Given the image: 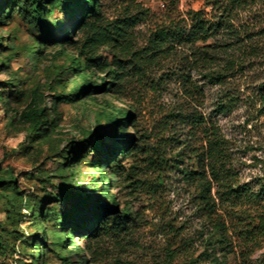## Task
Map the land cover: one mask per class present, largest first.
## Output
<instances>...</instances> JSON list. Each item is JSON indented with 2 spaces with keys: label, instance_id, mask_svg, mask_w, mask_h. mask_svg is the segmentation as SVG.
<instances>
[{
  "label": "rangeland",
  "instance_id": "374dc122",
  "mask_svg": "<svg viewBox=\"0 0 264 264\" xmlns=\"http://www.w3.org/2000/svg\"><path fill=\"white\" fill-rule=\"evenodd\" d=\"M220 1L100 0L107 21L135 14L140 17L130 28V46L135 51L146 46L154 28L190 23L192 11L228 24L192 46L174 43L153 62L145 58L134 62L123 56L119 86L81 100H58L55 126L36 132L21 111L35 94L38 104L53 116L52 95L67 92L77 81L68 68L67 53L73 49L66 46L61 51L58 45L48 44L40 53L42 32L21 20L16 7L11 17L0 19V176L11 174L14 182L0 186V264H68L64 260L67 254L72 264H213L222 254L225 264H264V0H242L225 12L220 7L225 0ZM66 2L56 0L50 10L48 23L61 24L51 35L72 25L75 11L65 13ZM72 36L81 40L84 31L76 28ZM197 47L218 63L227 55L232 59L233 72L226 87L235 101L227 112L216 109L221 86L202 76L204 67L193 53ZM96 52L106 66L114 65L119 57L108 46ZM101 100L128 108L132 116L125 134L134 148L129 155L117 157L118 176L113 177L107 163L108 180H103L108 193L118 196L117 209L127 205L131 215L123 228L104 229L86 239L83 229L93 218H76L71 224L76 230L67 237L78 247L71 254L73 244L65 249L53 243L58 227L60 234L65 233L63 227L54 225L57 221L44 220L43 230L30 213L40 211L42 219L49 209H73L58 188L70 172L75 182L69 188H80L99 202L106 200L90 180L96 173L89 160L100 152L85 148L84 157L73 159L81 150L77 142L81 129L102 126L94 114V102ZM202 120L222 138L223 163L232 185L248 186L260 195L256 201H220L215 194L218 186L205 168L218 204L216 214L229 228L233 251L228 253L219 243L213 250L206 244L211 226L198 209L199 179L192 178L198 174L191 175L192 179L186 175L201 170L196 159L206 148L207 137L196 125ZM101 131L108 129L102 127ZM63 162L64 167L59 164ZM245 225H263L262 232L240 250L242 241L232 228Z\"/></svg>",
  "mask_w": 264,
  "mask_h": 264
},
{
  "label": "trees",
  "instance_id": "16d2710c",
  "mask_svg": "<svg viewBox=\"0 0 264 264\" xmlns=\"http://www.w3.org/2000/svg\"><path fill=\"white\" fill-rule=\"evenodd\" d=\"M65 13L75 11L72 16V25L69 29L58 31L51 35V32L58 30L61 27L60 23H48V17L51 8L56 3V0H4L0 5V19L12 16V11L17 8L18 16L30 28L42 32V36L38 44L42 43L40 53L46 48L48 44L58 45L61 51L64 47L70 46L73 51L68 52V68L73 73L75 83L71 85L69 90L65 93H56L52 95L50 106L52 107V117H49L45 106L38 104L37 95H33L29 104L21 111V117L28 121L29 128L32 131H38L42 128L44 131L55 126V120L58 118L56 111V102L66 99L68 101L81 100L83 97L92 96L97 92H108L113 90L114 86H119L123 77L120 71L123 68L122 57L130 56L132 60L152 59V62L164 52L165 49L170 48L174 43L185 44L188 46L194 45L199 40H206L223 26L221 19L218 21H210L204 19L199 12L192 11L190 15V23L185 25H162L152 30V35L148 39L145 47L135 51L130 46V28L140 19L138 15H129L122 18L107 21L102 16L100 0H66ZM218 1V0H216ZM220 1V0H219ZM224 0H221L222 2ZM242 0H225V4L221 5L222 12L230 10L232 7L239 6ZM138 13H140L138 11ZM225 26V25H224ZM223 26V27H224ZM82 29L84 36L81 40H75L72 32L76 29ZM37 44V45H38ZM101 46H108L116 52V62L112 66H106L104 61H100L101 56L97 55V48ZM32 53V47L27 49ZM193 53L196 54L195 59L199 61L204 67L202 76L208 82L219 84L221 87L218 91V100L216 102V109L220 112H227L232 108L235 101V95L230 92L228 77L233 72L232 59L226 56L223 62H217L209 57L206 50L200 48H193ZM223 53L226 54V51ZM83 56L81 60L79 57ZM96 72L101 73L98 76ZM96 78V79H95ZM96 109L94 111L97 123L102 120V127L108 129L107 132H102L98 128L81 129V135L77 142L81 146V150L73 154L75 161L80 160L83 156V150L89 148L91 151L98 150L100 156L89 160V166L96 176L91 175L92 180L98 186L101 197L106 196L104 202H99L93 198L88 197L80 188L71 189L70 185L75 182L72 180V172L66 182L60 183L58 188L61 197L70 201L72 210L56 211L49 209L42 216L41 212L37 215L31 211L30 215L34 216L38 225L44 230V220L57 221L54 225L63 227L65 233H59V227L53 236V243L56 247H64L65 249L73 244L75 253L77 245L74 241L69 243L68 236L76 230L72 228L71 224L76 223V218L80 220L93 218L92 223L86 229H83V238H88V235H97L101 230L109 229L117 231L123 228L126 218L130 217V208L127 205L117 209L116 194H109L107 185H104L103 180H108L106 166L109 162L111 165V173L113 177L120 174L121 166L118 164V156L129 155L133 150L134 145L130 137L125 134V129L128 124L132 123V116L128 108L117 107L108 100H101L94 102ZM7 103H4L6 106ZM204 131L206 139V148L202 151L196 159V165L201 167L199 171H189L186 175L190 179L198 178V190L196 194L198 209H200L201 216L204 221L211 226V232L207 237L206 244L213 250L214 246L219 245L225 249V253L233 251V244L228 235L229 228L226 227L224 221L216 214L217 203L214 196L211 194V182L207 174L213 178L217 188L215 194L220 201L233 202L246 198L248 200L256 201L259 198L258 193L252 192L248 186H233L230 181V174L223 163V155L221 153L222 138L216 131H209L204 120L196 125ZM208 135V136H207ZM66 156V153L64 154ZM62 157L63 161L66 160ZM64 167L66 162L59 163ZM208 168L207 174L204 170ZM198 174L197 176L193 175ZM14 185L12 175L0 176V186ZM108 184V183H107ZM105 201H108L106 204ZM215 214V215H213ZM61 220V223L58 222ZM263 225L255 227L245 225L240 227H233V233L238 236L242 245L240 250L248 247V243L256 237V234H261ZM256 230V231H255ZM70 255H66L64 260L68 264H72L69 259ZM213 264H225V255L222 254L220 258L215 257ZM246 264V263H243Z\"/></svg>",
  "mask_w": 264,
  "mask_h": 264
}]
</instances>
